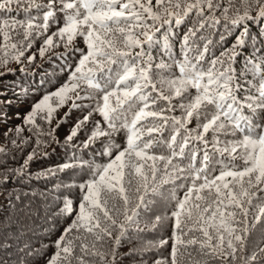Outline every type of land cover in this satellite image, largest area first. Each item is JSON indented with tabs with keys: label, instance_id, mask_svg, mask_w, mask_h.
I'll list each match as a JSON object with an SVG mask.
<instances>
[{
	"label": "snow or ice",
	"instance_id": "6c2138e0",
	"mask_svg": "<svg viewBox=\"0 0 264 264\" xmlns=\"http://www.w3.org/2000/svg\"><path fill=\"white\" fill-rule=\"evenodd\" d=\"M33 9L42 12V17L32 16ZM13 11H22L26 19L4 18L5 12ZM221 18L232 26L241 25L242 30L232 46L217 56L215 51H210V41L201 49L199 42L204 37L198 34L219 24ZM257 18H264V0H47L46 3L0 0V37L3 38L0 77L14 72L8 65L12 61L22 64L26 53L40 39L43 40L38 49L41 58L60 46L65 51L54 53L58 57L79 54L74 68L67 65V81L55 91L45 93L24 116L23 123L29 126L27 130L36 140L23 164L9 168L0 163V185L16 177L46 178L74 168H80L87 176L78 185L80 195L75 201L70 196L63 197L58 215L67 217L71 223L55 241L56 252L48 264H73V261L86 264L84 257L88 255L103 261L108 253L100 252L97 244L105 237L111 238L112 230L118 228L119 235L115 237L118 245L139 210L150 207L148 193H158L161 185H172L175 201V210L164 218L174 220L171 264H178L182 246L186 249L196 244L202 254L218 258L224 264H235L238 258L246 260V264H264V256L258 258L264 248L250 256L244 255L251 229L264 221V203H254L264 193V56L251 60L246 57L239 74L234 67L238 56L243 54L236 49H243L247 39L264 42V32L252 36L244 23ZM189 20L192 26L178 38L173 25ZM52 25H56V30L47 35ZM158 33H162L159 39ZM21 35L23 39L13 42L14 37ZM81 38L84 48L76 46ZM177 39L179 53L174 51ZM224 39L221 36V41ZM157 49L158 55L163 53L167 57L166 61L162 56L156 63L152 53ZM258 51L264 52V43ZM35 58V52L28 55V63H33ZM20 71L25 68L21 67ZM247 75L252 79L248 80ZM88 89L103 93L96 98L94 106L77 103L93 98ZM82 91L86 94L81 95ZM177 100L178 103L174 102ZM69 101V112L56 121L57 126L67 120L72 109L91 108V111L76 122L65 137V144L69 145L86 124L94 123L82 147L89 148L106 137L101 141L103 150L90 160L73 155L70 162L32 173L30 165L38 158L39 147L52 142L56 132L54 127L45 132L37 124V118L51 126L57 109ZM177 110L179 116L174 114ZM93 114L101 119L92 121ZM3 119L7 120L6 114ZM193 121L195 127H189ZM23 130L17 126L14 131L19 136ZM12 131L4 132V137L8 138ZM120 135L124 140L117 144L115 138ZM32 136L19 144L15 139L11 143L21 147L29 144ZM160 149L167 154H157ZM3 153L4 149L0 148V155ZM42 155L46 157L47 153ZM97 156L108 157V162L97 163ZM238 160L243 164H238ZM133 183L139 195L129 215ZM181 191L183 196L178 197L176 193ZM120 201L124 205L122 223L114 215L119 211ZM253 209L256 212L250 223ZM161 220L157 216L152 227ZM193 232H199L202 239H182ZM89 237L91 243L87 242ZM167 243L161 240L142 251ZM77 248L80 255L76 254ZM110 252L112 264H116L115 247ZM0 264L4 261L0 260ZM19 264H24L23 257ZM154 264H167V261L156 260Z\"/></svg>",
	"mask_w": 264,
	"mask_h": 264
},
{
	"label": "trees",
	"instance_id": "16d2710c",
	"mask_svg": "<svg viewBox=\"0 0 264 264\" xmlns=\"http://www.w3.org/2000/svg\"><path fill=\"white\" fill-rule=\"evenodd\" d=\"M39 2H47V0H39ZM15 8V5H13ZM35 9L31 10V15H40ZM219 15V13H218ZM255 16L256 13L252 12ZM4 18H14L17 20H25V14L22 11H13L4 13ZM40 23L43 21L40 20ZM248 25L250 34L256 36L264 32V18H257L250 21H245ZM192 26V21L189 20L182 25H173L172 30L177 33L178 38H182L184 33ZM56 30V25H52L47 35ZM242 30L241 25L232 26L221 18V22L217 25L206 27L199 36H203L204 40L199 42L201 49L204 43L211 42L210 51H215L219 56L224 48H230L235 42L236 37ZM22 33V29L20 30ZM162 33L157 34V38H161ZM221 36L225 39L221 41ZM46 38V36H45ZM23 39V36L14 37ZM0 43H3V38L0 37ZM43 40H37L33 48L26 53L22 64H17L12 61L8 67L14 68V72H10L3 77H0V148L4 149V153L0 155V163L6 164L9 168H17L23 164L24 159L32 151L35 146L36 137L27 130L28 125L23 123V118L32 105L39 100L45 93L53 92L59 88L68 79L67 65L71 64L74 68L79 60V54L69 53L67 57L61 58L54 53H63V46L52 49L46 53L44 58H41L38 53ZM262 41L247 39V45L243 48H237V52L242 51V55L238 56L234 67L239 74L245 67V58L249 60L254 57L264 56V52L258 51L262 46ZM223 45V46H221ZM76 46L84 48L82 38L76 41ZM158 49L153 51L152 55L156 57V63L160 62L163 53H159ZM174 51L179 53V40L174 42ZM36 53L35 61L31 64L27 61V56ZM49 57H51L49 59ZM165 61L166 56H163ZM258 62V61H257ZM25 68V71H20V68ZM64 69V70H62ZM3 71V69H0ZM155 78V73L153 74ZM248 80H251V75H247ZM115 87V85H113ZM88 93H92V99H84L77 101L78 104L95 105V100L103 93H97L95 90L88 89ZM86 92L82 91L81 95ZM194 94V90H193ZM242 95V94H241ZM176 103L179 100L174 101ZM164 105L161 104V107ZM71 101L65 106L57 109L55 118L51 126L42 122L37 118V124H40L45 132L50 130V127L56 128L53 133L55 137L52 142L46 146L41 145L37 153L38 158L31 163L30 171L36 173L42 169L54 168L57 165L65 162H70V158L75 155L83 160H90L95 153L103 150L101 141L106 140V137H101L95 144L89 148H83L82 145L94 127V123H88L78 132L77 137H74L69 145L65 144V137L70 130L75 126L78 120H82L84 115H87L91 108L72 109L67 120L57 126L56 121L60 120L66 112H69ZM4 114L7 115V120L3 119ZM19 114V115H17ZM175 115L181 113L177 110ZM101 119L98 114H93L92 121ZM17 126L24 129L19 136L14 131ZM189 127H195L193 121ZM12 129L8 138H5L3 133ZM32 136L29 144L17 147L11 143L13 139L20 143L25 137ZM48 139V137H42ZM209 139L211 136L209 135ZM225 139V137H221ZM231 139V137H227ZM123 136L115 138L117 144L123 143ZM59 141V144L56 143ZM164 152L163 149L157 150V154ZM47 153V156H43ZM164 154H167L164 152ZM97 163H107L108 157H96ZM242 165V161H237ZM84 171H88L87 168ZM87 179L80 168L67 169L63 173H58L52 177L37 178L35 175L20 179L16 177L8 181L6 184L0 185V260L4 264H19V260L23 257L24 264H48V260L56 252L55 241L63 233L64 228L71 223V220L65 216L58 215L59 208L62 206L64 196H70L74 201L80 195L78 185ZM57 185H75V187H57ZM133 190L129 193L130 203L128 205V214L131 215L132 208L136 206L138 193L134 191L135 183L132 186ZM143 191V190H141ZM178 197L183 196V191L176 193ZM261 199L254 201L259 205L264 203V193L259 194ZM19 196L20 199H16ZM59 197V199H57ZM148 199L152 202L148 210H139V215L134 222H130L126 228V234L121 238L118 245L115 244V237L119 235V229L112 230V237L105 239L97 244V249L100 252L108 253L106 258L101 261L100 258L85 256L86 264H112L113 257L110 250L116 249V264H154L156 260H166L167 264H171L170 253L172 251V236L174 220L164 219L170 217L171 212L175 210V201L172 199V185H161L158 193H148ZM11 201V203H10ZM112 201H110L111 205ZM118 212L114 213L118 223L124 221V205L120 201L117 203ZM256 209H253L249 214L250 223L254 220ZM157 216L162 217L161 222L155 227H152ZM187 231V229H185ZM75 234V233H74ZM193 237L202 239L199 232L190 233L183 236L182 239L189 240ZM92 237H89L87 242L91 243ZM161 240H167L168 243L163 247H153L150 251H142L152 244H159ZM264 248V221L256 223L251 229L247 241V248L244 253L245 257L250 256L253 252H258V249ZM31 253L27 255L26 253ZM77 255H80L77 248ZM264 256V253H258V258ZM178 264H224V261L213 258L210 255H205L200 252L199 244L190 245L186 249L182 246L177 256ZM73 264H76L73 261ZM235 264H246V260L237 259Z\"/></svg>",
	"mask_w": 264,
	"mask_h": 264
}]
</instances>
